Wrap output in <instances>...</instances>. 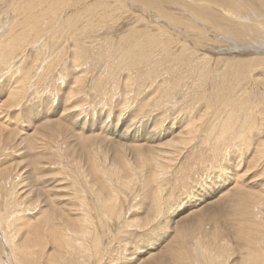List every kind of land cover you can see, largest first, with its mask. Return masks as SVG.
<instances>
[{
    "label": "bare ground",
    "instance_id": "6f19581e",
    "mask_svg": "<svg viewBox=\"0 0 264 264\" xmlns=\"http://www.w3.org/2000/svg\"><path fill=\"white\" fill-rule=\"evenodd\" d=\"M0 3L20 17L0 25V110L17 111L0 151L28 157L0 174V264H264L247 179L264 177V0ZM196 141L210 151L183 179L213 171L182 216L168 181ZM188 213L211 220L178 234Z\"/></svg>",
    "mask_w": 264,
    "mask_h": 264
},
{
    "label": "rangeland",
    "instance_id": "374dc122",
    "mask_svg": "<svg viewBox=\"0 0 264 264\" xmlns=\"http://www.w3.org/2000/svg\"><path fill=\"white\" fill-rule=\"evenodd\" d=\"M2 8L4 10H2ZM0 10H1L0 11V14L1 15H2V13L4 15H6V16H4V15L1 16L0 15V25L2 26V29L3 30H7L10 26L15 25L16 22L20 20V19H18V18H20L19 16H14V18L15 19L17 18L18 20L17 19L16 20L15 19H12V17H11V11H8L9 9H6L3 5L1 6V3H0ZM7 22H8V24H6ZM0 29H1V27H0ZM87 70H90V72L92 74H101L103 72H107L106 71L107 70L106 68L105 69H98V68H90L89 67ZM104 76L105 75H97V76H95V75H88V74L86 75V77H88V78L95 77V79L103 78ZM4 83H5V78L4 77H1L0 78V92H3V90L1 88L2 87H5V86H3ZM4 99H5V95L3 94V95L0 96V103ZM0 112H1L0 113V124H2V126L4 128H6L7 130L13 129L15 126L13 125L12 118L15 117L14 114L17 113V111H10L9 113H11V114H9L8 116L6 115V113H5L4 110L1 109ZM34 128L36 129L35 126H34ZM21 134H22V136H24V135H30L31 137H34L35 140H36L35 141V143H36L35 148L39 147V145H38L39 143L37 141L39 139H41V133L38 130L35 132L34 129H29V130L23 129ZM204 140H207V141L210 142V140H208L207 138H205ZM190 147L191 148H194L192 150L194 152V154H191V152L189 151V149L183 154V155H186L185 158H184L183 170H180L178 172H173V176L171 178H175L176 180H169L168 181V185L171 188H173V194L170 197L169 204H172L173 202H176V203L181 202V206L179 208H176V209H180V208L184 207V211H182V216L187 214V211L189 209L188 208V205H189V202L191 201V198H189L187 200L188 197H185V194L183 192L184 189H187V188L193 189V190L199 189V187L196 186L197 182L200 181V180H202L203 183H206L208 181V176L213 171V170H211L210 172L206 173V172H204L205 169H201L200 170V173L198 174V176L192 177V175L189 173V180L183 179L184 176H183L182 172L183 171H187L188 172L190 166H193L194 164H198V161L195 159L196 154H207V152L210 151V149L208 147L203 146V144L201 143V141L192 142V144H191ZM18 148H20V147H18ZM214 148H217V144H215V143H214ZM2 152L3 151H0V174L2 173L3 170H6L7 168H9V166H12L14 164V162H16L17 164H21V163L22 164H26L28 162V157L26 156V153L25 152L21 156L14 158L13 159L14 162H11V158L8 157V156H6V155L1 156L2 155ZM34 152L36 154L38 151L35 150ZM36 155H40V154H36ZM223 163H224V161L221 160L220 164L223 165ZM246 165L248 166V163ZM201 166H205V168H208L210 170V166L206 163V160L204 158L202 160ZM232 167L233 166H231L230 169L227 168L228 171H231V168ZM213 168H218V166H213ZM248 172H249V176L247 177L248 180H249L250 177H254L255 176L254 179H256V180H254V183L255 182L256 183H258V182H261V183L264 182V177L260 175V171L259 170L250 168L248 170ZM226 175L229 176L228 174H226ZM247 188H249V187H247ZM252 188L255 189V190L258 189V188H255V187H252ZM188 191L186 192V194L188 193ZM164 199H165V197H164ZM166 200L167 199H165L164 201H166ZM136 208H138V206H136L134 209H136ZM141 208L142 209L145 208L146 212H145V214H144V212L139 213L138 219H136L134 221V222H136L134 225L143 224L144 221L146 220V218L152 212V204L149 203V202H146L144 205H142ZM200 218H202L204 220H208V221L211 220V217L208 216L207 214L201 213V214H197V216H190V214L188 213V217L185 218V219H183L182 221H180L179 223H181V224L176 227V230H177L178 234L184 235V232L182 231L183 226L185 228H188L191 224H196V221L199 220ZM204 220H202V221H204ZM190 230H189V232H190ZM178 239H179V237H178ZM184 240L185 241H189L190 238L187 237V238H184Z\"/></svg>",
    "mask_w": 264,
    "mask_h": 264
}]
</instances>
